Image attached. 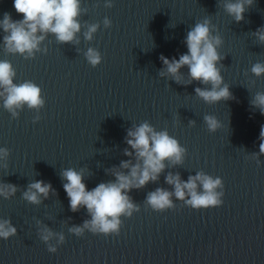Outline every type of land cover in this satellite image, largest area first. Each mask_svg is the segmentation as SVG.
<instances>
[{"label": "water", "instance_id": "1", "mask_svg": "<svg viewBox=\"0 0 264 264\" xmlns=\"http://www.w3.org/2000/svg\"><path fill=\"white\" fill-rule=\"evenodd\" d=\"M13 3L0 0V19L5 12L23 19ZM112 3L106 8L105 0H81L86 11L79 17V42L58 43L49 33L34 58L8 53L0 29V60L13 65L14 83L33 81L45 100L39 112L24 105L13 119L0 98V147L10 151L0 159V182L17 187L11 198L0 197V221L17 228L16 235L0 238V264H264V155H254L264 115L250 103L256 92H264V75L251 73L254 63H264V44L252 35L264 26V0H253L239 23L224 11L223 0ZM105 17L110 28L103 25ZM205 18L223 39L221 74L233 96L212 105L196 96L195 88L204 87L198 81L176 83L160 75L165 70L160 56L179 59L188 51L187 32ZM86 22L100 24L91 41L84 38ZM89 47L102 55L96 67L84 56ZM180 72L186 81L187 66ZM205 115L216 116L222 127L209 132ZM144 121L179 141L186 149L183 162L166 160L158 180L128 193L140 211L121 217L119 235L85 229L77 237L69 229L91 217L84 207L70 209L62 171L83 169L88 190L114 181L111 169L123 160L135 163L134 156L124 155L125 137ZM197 172L222 179L221 206L197 210L175 196V208L164 212L146 204L147 194L157 188L174 191L165 180L169 173L186 181ZM37 180L54 190L38 205L22 197ZM45 227L55 234L48 243L56 253L40 239Z\"/></svg>", "mask_w": 264, "mask_h": 264}, {"label": "clouds", "instance_id": "2", "mask_svg": "<svg viewBox=\"0 0 264 264\" xmlns=\"http://www.w3.org/2000/svg\"><path fill=\"white\" fill-rule=\"evenodd\" d=\"M252 4L253 0H223L222 7L235 22L239 23L244 20V13ZM104 6L113 7L112 0H105ZM13 7L18 14H22L23 19L13 20L8 12L0 19V29L5 33L3 42L8 53L20 55L27 53L25 59L34 58L35 53L41 51L40 45L49 33L56 37L58 43L79 42L77 33L82 27L79 17L82 11H86L81 7V0H14ZM103 25L110 28L112 21L105 17ZM86 26L84 38L91 41L100 24L86 22ZM252 35L259 43L264 44V26L257 28ZM184 42L188 51L179 55V59L160 56L165 66L160 75L171 76L176 83L191 84L198 81L204 87H196L195 94L209 105L233 99L230 87L224 82L221 74L224 65L221 63L223 57L218 49L222 46L223 39L211 20L205 18L196 22L187 32ZM43 51L46 53L47 49ZM84 56L92 67L102 62V55L96 48L89 47ZM185 66L188 69L186 81L180 72ZM251 73L256 77L264 75V63H254ZM15 77L16 71L11 62L0 60V98L3 99V107L11 113L13 119L19 117L17 109H22L24 105L39 112L45 105L41 88L31 80L14 83ZM250 103L264 115V92H256ZM39 119L37 115L33 123ZM203 119L209 132L214 133L222 127L214 115H205ZM189 124L194 126L195 121H189ZM125 141L129 147L124 149V155L134 156L135 163L131 159L123 160L119 167L111 169L114 181L99 183L88 190L84 183L83 169L77 171L74 168H67L62 171L61 176L67 181L63 188L69 198L70 209L77 212L84 207L91 217L90 220H85L82 226H73L69 229L77 237L82 236L85 229L93 234L119 235L123 223L121 217L130 218L135 212L140 211L139 205L133 203L128 193L133 189L143 188L150 181L158 180L166 167L164 163L166 160L171 161L173 165L181 164L186 153V149L176 138L170 136L166 129L157 131L148 121L129 129ZM259 141V153H254L256 156L264 155V125L260 129ZM9 154L8 148L0 147V159L6 160ZM4 167H7V164ZM121 169L127 170V173ZM165 180L167 184L173 186L174 191L157 188L147 194L146 204L154 211L174 209L173 196L183 201L186 206L197 210L219 207L223 204L224 184L220 177L213 178L204 172H197L183 181L179 173L175 175L169 173ZM16 192V185L0 182V197L9 199ZM50 192H54L50 183L37 180L28 185L22 197L29 203L38 205L42 202L41 197L46 199ZM16 234L17 228L10 220L0 221V238L7 240ZM53 235L55 234L47 227L40 232V239L47 245L50 253H56L58 250L48 243ZM63 242L64 236L60 234L58 243Z\"/></svg>", "mask_w": 264, "mask_h": 264}]
</instances>
